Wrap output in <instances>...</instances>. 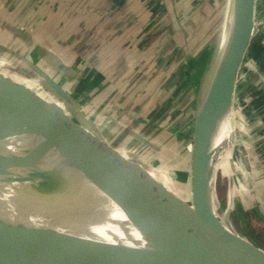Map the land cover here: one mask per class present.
Wrapping results in <instances>:
<instances>
[{
    "label": "crops",
    "instance_id": "crops-1",
    "mask_svg": "<svg viewBox=\"0 0 264 264\" xmlns=\"http://www.w3.org/2000/svg\"><path fill=\"white\" fill-rule=\"evenodd\" d=\"M189 2L0 0V77L32 92L69 127L90 132L109 155L137 174L173 195H190L191 149L181 153L182 142L175 137L183 124L189 128L185 135H193L200 96L195 78L202 63L188 48L196 30ZM259 16H264V0H254L249 45L256 29L264 33L257 28ZM164 19L169 21L166 29ZM168 44L170 61L163 68L158 53ZM42 74L68 100L56 96ZM250 75L244 78L248 88L238 98L243 119L240 135L232 137L237 148L227 156L234 169L227 178L226 205L236 217L237 234L264 252V72ZM168 136L175 138L171 148L164 145ZM157 173H173L174 181H164Z\"/></svg>",
    "mask_w": 264,
    "mask_h": 264
},
{
    "label": "water",
    "instance_id": "water-1",
    "mask_svg": "<svg viewBox=\"0 0 264 264\" xmlns=\"http://www.w3.org/2000/svg\"><path fill=\"white\" fill-rule=\"evenodd\" d=\"M253 32L254 0H236L213 95L230 86L233 99L235 80ZM42 77L56 96L68 100L55 82L44 74ZM213 101L214 98L199 114L196 111L190 151L189 209L152 178L142 177L134 167L109 155L90 132L69 127L32 92L0 77V134L20 143L32 163L99 216L91 222L73 224L45 205L13 194L9 196L12 203L6 207L14 213L20 205L48 216L51 242L73 264H115L80 236L103 224L115 226L141 254L158 264H264L263 251L217 220L205 187L203 125ZM1 190L6 191L3 184ZM27 217L12 214L0 219V227Z\"/></svg>",
    "mask_w": 264,
    "mask_h": 264
},
{
    "label": "bare ground",
    "instance_id": "bare-ground-1",
    "mask_svg": "<svg viewBox=\"0 0 264 264\" xmlns=\"http://www.w3.org/2000/svg\"><path fill=\"white\" fill-rule=\"evenodd\" d=\"M235 2L236 0H227V13L221 23L222 36L217 39V45L213 48L207 68L208 76L197 106L199 114L214 98L209 118L203 125L202 137L205 187L212 207L209 176L218 151L230 143L233 101L230 86L218 95H213V87L230 37ZM19 145L20 143L6 139L0 134V184L6 188V191H0V219L15 213L18 216H29L0 227V264H73L51 242L47 234L50 228L49 217L20 205L15 210L17 212L13 213L6 207L13 201V198L9 197L10 194L41 203L73 224L91 222L99 213L84 206L73 192L60 186L46 172L39 169ZM80 236L94 244L115 264H158L141 254L112 224L92 227L83 231Z\"/></svg>",
    "mask_w": 264,
    "mask_h": 264
},
{
    "label": "rangeland",
    "instance_id": "rangeland-1",
    "mask_svg": "<svg viewBox=\"0 0 264 264\" xmlns=\"http://www.w3.org/2000/svg\"><path fill=\"white\" fill-rule=\"evenodd\" d=\"M202 0H190L189 2V10H194L193 17H192V26L196 30L192 33L191 39L188 40V48H192L191 51L192 54L196 55L197 57L199 56V61L202 63L201 66L198 65V70H196V85L198 91L196 92L198 95H201L202 87L205 84L206 77L207 75V68L210 62L211 54L213 52L214 46L217 45L216 41L221 38L222 36V20L224 15L227 13L226 10V3L227 0H205V5H204V12L200 17L197 18L196 13L197 10L201 7ZM194 8V9H193ZM182 16H180V19L182 20ZM190 19V18H189ZM169 20V18H168ZM191 20V19H190ZM187 24V22L185 23ZM196 24V26H194ZM256 24L257 28L261 27L262 29L264 28V16L263 18H260V16L256 19ZM169 26V21L167 23V19H164L162 23V28L166 29V27ZM181 26V25H180ZM162 28H159L157 32L154 33L156 35L159 33L161 35V30ZM221 28V29H220ZM219 30L221 32L219 33ZM189 33V32H188ZM190 34V33H189ZM221 34V35H220ZM264 34L262 31L256 29L255 35L253 37V41L249 45V47L246 50L245 57H244V62L243 66L239 69V73L236 77L235 80V91L233 94V101H232V116H231V138H230V143L224 147L223 149H220L217 153L216 159L213 162L211 168H212V173H211V178H210V191H211V197L213 200V209H214V214L217 218L218 221L226 224L228 228L231 227V229L237 233L235 229V224L236 223V217L233 214L232 208H228L226 205V199H227V188H228V181L227 178L229 175L232 174L234 167H232V162L231 158L227 157L229 152L233 150V148H236V140H234V145L232 141V137H235L236 139L240 135L239 132V127L241 124L239 123L240 118L242 117V114L238 111L237 104L239 102V97L243 92V89H247L250 82L247 83L248 81H244V78L249 76L250 74H260L264 72ZM169 36L170 34L166 33L164 36ZM181 35V34H180ZM219 35V36H218ZM262 35V36H261ZM166 37H164V42L167 43L168 41L166 40ZM259 36V37H258ZM171 37V36H170ZM181 37V36H180ZM186 38V37H185ZM218 42V41H217ZM172 49L170 44L165 45V47L162 49V52L158 53L159 56V61L163 59V68L166 66V61H170L168 56H170L168 51ZM200 53V54H198ZM206 57V58H205ZM181 60V59H180ZM181 65H183L182 60ZM178 62V63H179ZM176 66V65H175ZM178 66V67H180ZM183 67V70H185V67ZM260 72V73H259ZM250 75V76H251ZM243 80V82H242ZM247 80V79H246ZM25 81V80H24ZM27 82V81H26ZM264 85V80H262V83ZM258 87V86H256ZM264 88V86H262ZM245 99H248L247 97H244ZM240 106V105H238ZM196 116V115H195ZM243 119V117H242ZM247 124H250V120L247 118L245 121ZM192 123V122H191ZM244 124V123H243ZM189 128L187 127L186 124H183L179 131L180 133L177 135L176 138H178V142H182L181 145V153H183L185 150L187 151L186 148L191 149L192 145V139L193 136L185 135L186 132H188ZM178 131V130H177ZM166 141L164 145L171 146L173 145V142L175 141V138L173 137H166L164 138ZM247 155V154H245ZM174 161V160H173ZM171 162L170 164H173L174 162ZM156 167H159L158 162H154ZM226 166H228V171H226ZM168 169V168H167ZM165 170V167H164ZM159 175V178L165 179L167 178L169 182L172 184V181H174L175 176L174 175H167L163 177L161 173H157ZM212 180V181H211ZM177 198L182 200L184 202L185 206H187L189 209L192 208V205L189 201L190 195L188 192L183 193H176L174 194ZM230 226V227H229ZM246 239V238H245ZM260 243L264 246V238L260 241Z\"/></svg>",
    "mask_w": 264,
    "mask_h": 264
},
{
    "label": "trees",
    "instance_id": "trees-1",
    "mask_svg": "<svg viewBox=\"0 0 264 264\" xmlns=\"http://www.w3.org/2000/svg\"><path fill=\"white\" fill-rule=\"evenodd\" d=\"M199 68V67H198ZM198 70V69H197Z\"/></svg>",
    "mask_w": 264,
    "mask_h": 264
}]
</instances>
